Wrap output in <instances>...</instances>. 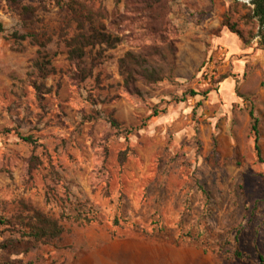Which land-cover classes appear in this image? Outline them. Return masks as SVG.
Segmentation results:
<instances>
[{
	"label": "rangeland",
	"instance_id": "374dc122",
	"mask_svg": "<svg viewBox=\"0 0 264 264\" xmlns=\"http://www.w3.org/2000/svg\"><path fill=\"white\" fill-rule=\"evenodd\" d=\"M68 1L0 0V220L73 216L78 205L93 220H63L43 242L0 225V264H228L235 249L245 260L232 264H264V163L248 115L264 161L253 0H90L118 40L76 59L64 41L89 29ZM223 15L244 45L230 98L219 83L232 65L213 41ZM126 53L158 80L126 84Z\"/></svg>",
	"mask_w": 264,
	"mask_h": 264
},
{
	"label": "trees",
	"instance_id": "16d2710c",
	"mask_svg": "<svg viewBox=\"0 0 264 264\" xmlns=\"http://www.w3.org/2000/svg\"><path fill=\"white\" fill-rule=\"evenodd\" d=\"M8 3H14L16 0H4ZM90 0H70L65 3L66 8L70 13L78 18H82V22L88 23L89 34L77 33L76 35L65 40L64 43L69 49V57L76 59L80 58L84 53V48L87 46H95L97 44H106L107 46L113 45V42L118 40L104 31L103 24L100 21L102 12L97 11L93 8L92 5L88 2ZM253 8L251 9L250 17L256 20L258 25V36L261 39V42L264 43V0H253ZM80 28H83V23L79 22ZM221 27L226 29L230 33L235 34L237 37L241 38L239 31L236 29L234 23L230 22L228 16L223 15L221 22ZM2 31V26L0 24V32ZM19 39H24L26 36L14 35ZM142 59L140 56H135L132 53H126L124 57L120 60V67L126 73V84L134 82L135 75L139 76L142 79H145L150 82H155L158 80L157 74L155 72L148 71L147 69L140 68L142 65ZM42 67V65H40ZM226 78L223 77V79ZM237 85L235 84V91ZM197 93L189 91V96H195ZM238 97L239 95L236 94ZM200 105V103H197ZM248 115L251 121L250 131L253 135V149L255 151V156L259 163H264L260 158V151L257 145L258 140V119L253 113V109L250 107L248 110ZM112 125H115V122L111 120ZM20 139L24 142L33 143L31 137L20 136ZM82 206V205H81ZM78 207L73 208L75 214L72 216L70 214H61L57 218H52L48 214L31 209L24 216H18L15 219V223L10 222L9 220H0V225H8L9 228H12L18 234V237L28 238L33 241L43 242L45 240L57 238L63 232L62 221H73L79 225L89 224L93 220L88 213L83 212ZM2 233V231H0ZM5 244L1 243L0 248H5ZM260 262H263L262 256L258 257ZM245 256L238 250L235 249L229 258L228 264H232L234 261H244ZM23 264H36L32 261H27Z\"/></svg>",
	"mask_w": 264,
	"mask_h": 264
},
{
	"label": "crops",
	"instance_id": "0c3cea01",
	"mask_svg": "<svg viewBox=\"0 0 264 264\" xmlns=\"http://www.w3.org/2000/svg\"><path fill=\"white\" fill-rule=\"evenodd\" d=\"M213 41L220 47L226 61L232 65L231 74L219 83V90L224 96L230 98L235 92V84L238 86V76L241 67L239 66V55L243 54L244 45L235 34L222 29L220 34L215 35Z\"/></svg>",
	"mask_w": 264,
	"mask_h": 264
}]
</instances>
